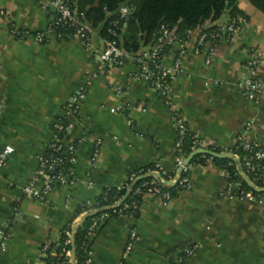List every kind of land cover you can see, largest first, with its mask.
<instances>
[{"label":"crops","instance_id":"1","mask_svg":"<svg viewBox=\"0 0 264 264\" xmlns=\"http://www.w3.org/2000/svg\"><path fill=\"white\" fill-rule=\"evenodd\" d=\"M49 1L0 0V153L13 150L0 175V241L6 242L0 264H46L42 247L82 222L87 202H96L107 188L128 191L132 173L157 165L167 173L175 168L173 111L135 76L140 66L133 56L144 52L123 67L100 72V31H94L91 50L48 32L54 16ZM238 7L247 25L231 40L205 43L196 53L201 33L227 20L228 12L191 32L169 92L190 134L209 148L231 151L241 138L264 148V14L248 0H238ZM11 26L46 38L17 39ZM254 51L261 54L262 90L259 100L247 102L239 84ZM178 53L177 46L169 50L163 64L172 67ZM82 87L87 95L63 140L78 144L75 183L33 199L23 189L41 170L53 124L66 117V105ZM115 108L120 111L112 113ZM247 124L251 129L245 132ZM188 173L189 188L171 201L148 195L134 215L107 219L91 238L92 264H120L131 229L139 240L127 264H171L195 245L199 248L183 264H264V196L223 198L230 175L213 161L190 163ZM42 187L37 181L36 188Z\"/></svg>","mask_w":264,"mask_h":264},{"label":"built area","instance_id":"2","mask_svg":"<svg viewBox=\"0 0 264 264\" xmlns=\"http://www.w3.org/2000/svg\"><path fill=\"white\" fill-rule=\"evenodd\" d=\"M47 9H51L54 13L53 20L49 24L48 32H54L59 37L63 35L59 34V30L64 26H69L74 29L72 35L68 38L77 39L81 41L82 45L87 50H91L92 40L94 35V29L88 25H84L79 21L78 13L76 9L72 7L68 0H52L47 3ZM130 9L123 7L120 11V18L114 23L118 26L121 21L128 18ZM3 15V14H2ZM247 25V20L243 16L236 18H229L218 23L214 28L203 31L196 43V53H200V48L205 43L216 44L221 40H231L237 33H239ZM192 32V31H191ZM191 32L186 36L181 37L176 34L174 29L163 25L160 29L157 40L155 41L152 49L148 52H144L139 57H135L123 51L114 41L104 40L103 48L98 54V69L100 72H108L112 68L123 67L127 60L132 56L139 63V70L135 76L145 81L152 89H154L164 104L173 111V119L177 130V139L175 141V168L172 171L174 175L165 179L163 175H167L166 171H163L159 165L155 166V170L144 172L143 170L136 173H132L130 177V188L128 189L127 196L132 193L133 196L139 197V200H134L131 204L122 206V200H114L113 204L108 206H102L101 202L107 200L108 192L110 188H107L101 197V201L87 202L86 206L88 211L82 213V219H85L88 215L92 217L91 223L88 227L87 238L88 246L86 248V257L83 264L93 263V251L91 249V238L94 233L101 227V225L109 218L112 217H128L134 215L140 208L141 202L144 197L152 195L163 200L164 203L171 201L174 196L171 192L165 190V183H173V187H177V192L189 188V178H182V174L187 172L188 166L184 168L182 174H179L180 168L183 166L186 156L182 151V143L184 138L188 134V129L185 121L181 115L178 105L173 102L169 97L170 83L174 77L181 71V60L186 54V44L189 41ZM11 36L17 39H23L25 37H33L37 41H43L46 37L43 33H30L28 31L17 30L13 26L10 28ZM175 46L179 48L177 59L172 67H166L163 64V57L166 49H173ZM261 62V54L258 51L252 52L246 62L243 65V79L239 84L241 94L245 101L255 102L261 97L262 82L257 75L258 68ZM120 93V91H119ZM87 95L86 87L78 89L72 96L71 101L65 107L66 117L57 119L53 124V139L49 144L46 153L40 157L39 162L41 170L37 173L36 177L23 189V193L33 199L44 200L45 197L52 191L55 186H70L75 183L74 166L77 164V148L78 144L69 143L66 144L63 140L67 134H69L74 124L69 119L78 114L79 104L85 99ZM120 108L111 109L112 113H117ZM129 124L132 125V121L129 120ZM251 124L245 125V132L250 131ZM237 149H243L247 154L244 160V169L246 174H251L255 181L261 182L264 186V148L257 143H249L242 140ZM100 145L98 141L97 147ZM191 153L198 149H206L212 152L218 153L215 150L221 149V152L233 153V151L223 147H208L205 143L200 141L196 136H192ZM13 152L10 147L5 148L0 153V175L1 170L5 166L8 157ZM98 148L95 151L94 157L97 156ZM208 161H213L215 158L209 155H200ZM147 174L160 175L161 178L151 177L150 182H142L139 186L135 185L142 181V177ZM42 181V189L36 188V182ZM242 181L229 180L227 190L221 194L223 198L229 196H237L242 200L253 201L257 196L253 191L247 190ZM88 185L93 186L92 181H89ZM121 190V188H118ZM111 210V212H108ZM84 220H78L71 224L69 229L65 230L66 239L61 242L59 238L55 242H47L41 251L43 258L47 257L48 252L51 255L59 257L57 264H72L73 252L67 249L68 245H71L74 241L75 234L78 228L82 225ZM139 240L138 233L135 229H131L127 243L121 256L120 264H127L128 260L135 249V245ZM52 244L54 247L52 249ZM6 242L0 241V250L5 249ZM57 248L61 251L58 252ZM199 248L198 245L193 246L184 254L174 260L171 264H183L194 252Z\"/></svg>","mask_w":264,"mask_h":264},{"label":"trees","instance_id":"3","mask_svg":"<svg viewBox=\"0 0 264 264\" xmlns=\"http://www.w3.org/2000/svg\"><path fill=\"white\" fill-rule=\"evenodd\" d=\"M74 9H76L79 17V21L84 25H88L94 30H99L101 38L104 40L114 41L119 48L130 55L140 54L151 50L160 29L163 25L174 29L176 34L181 37L186 36L187 33L199 28L205 21L219 20L226 12L229 13L231 18L243 16V13L238 7V0H68ZM249 3L264 14V0H248ZM123 7L130 9L128 18L121 21L118 26L114 23L120 18V11ZM74 29L69 26H64L59 30V34L62 37L68 38L72 35ZM169 49L165 50L167 53ZM192 134L188 132L182 143L181 153L188 157L191 154V142ZM216 152L220 153L221 149H216ZM233 153L239 155L244 168V160L247 154L243 149H234ZM205 162L202 156L195 157L192 163ZM213 162L219 163L227 167L231 180H239L236 168L230 160H218L214 159ZM155 170V166L144 169V172ZM245 170V169H244ZM174 175L173 172L163 175L165 179H169ZM189 173L184 172L182 178L188 177ZM249 178L257 185H262L261 182L255 181L251 174H248ZM151 177L145 178L138 182L135 187L139 186L142 182H150ZM247 190H250L245 184H243ZM177 187H165V190L171 192L173 196L177 192ZM109 194L107 200L101 202L102 206H108L113 204L114 200L121 199L122 206L131 204L134 200H139V197H135L130 193L127 196V188H110L107 191ZM256 196H264V194H256ZM100 197L97 201H101ZM88 207L85 205L81 213L88 211ZM111 212V210H108ZM92 217L87 216L84 219L82 225L78 228L74 241L71 245L67 246V249L71 250L75 255V264H83L86 257V248L88 246L87 231L91 223ZM70 226V225H69ZM67 227L65 230L69 229ZM65 230L60 235L61 242H64ZM90 244V243H89ZM54 244H52V249ZM60 252L61 249L57 248ZM46 264H57L59 257L51 255L48 252L47 257L44 258Z\"/></svg>","mask_w":264,"mask_h":264},{"label":"water","instance_id":"4","mask_svg":"<svg viewBox=\"0 0 264 264\" xmlns=\"http://www.w3.org/2000/svg\"><path fill=\"white\" fill-rule=\"evenodd\" d=\"M200 155H209L214 157L215 159L218 160H230L233 162L236 171L238 173V175L240 176L241 181L254 193L256 194H264V186H258L257 184H255L250 178L249 176L246 174L242 162H241V158L239 157V155L235 154V153H226V152H222V153H215L212 152L210 150H206V149H198L194 152H192L185 160L183 163V166L180 168L179 170V174H182L183 170L185 167L189 166L190 163L192 162V160ZM148 177H157L158 179L161 178L160 175H151V176H144L141 179H145ZM166 186H170L173 187L174 184L173 183H165ZM75 255L73 254V260H72V264H75Z\"/></svg>","mask_w":264,"mask_h":264}]
</instances>
